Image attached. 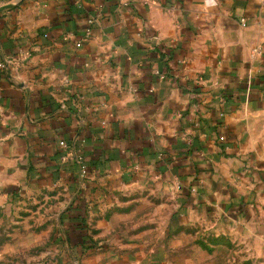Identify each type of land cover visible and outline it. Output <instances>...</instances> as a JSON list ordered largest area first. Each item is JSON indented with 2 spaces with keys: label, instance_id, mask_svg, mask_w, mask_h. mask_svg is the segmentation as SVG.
<instances>
[{
  "label": "crops",
  "instance_id": "crops-1",
  "mask_svg": "<svg viewBox=\"0 0 264 264\" xmlns=\"http://www.w3.org/2000/svg\"><path fill=\"white\" fill-rule=\"evenodd\" d=\"M7 61L0 189L63 193L47 264H264V0H0Z\"/></svg>",
  "mask_w": 264,
  "mask_h": 264
},
{
  "label": "rangeland",
  "instance_id": "rangeland-1",
  "mask_svg": "<svg viewBox=\"0 0 264 264\" xmlns=\"http://www.w3.org/2000/svg\"><path fill=\"white\" fill-rule=\"evenodd\" d=\"M63 199L57 190L12 196L0 189V264H47L53 259ZM191 252L207 259L214 254ZM176 255L175 260L182 256Z\"/></svg>",
  "mask_w": 264,
  "mask_h": 264
},
{
  "label": "built area",
  "instance_id": "built-area-1",
  "mask_svg": "<svg viewBox=\"0 0 264 264\" xmlns=\"http://www.w3.org/2000/svg\"><path fill=\"white\" fill-rule=\"evenodd\" d=\"M11 63V61H7V62H3L0 64V68L2 70H7L8 68V65ZM0 113H1V110H0ZM60 147L61 149L66 153L70 154V152H68V145L65 143V142H61L60 143ZM74 155V161L75 163L77 164V166L80 168V170L82 171V174L85 175L86 174V165L84 164V161H83V158L82 156L80 155H76V154H73Z\"/></svg>",
  "mask_w": 264,
  "mask_h": 264
}]
</instances>
